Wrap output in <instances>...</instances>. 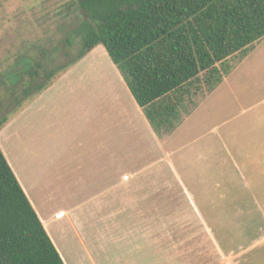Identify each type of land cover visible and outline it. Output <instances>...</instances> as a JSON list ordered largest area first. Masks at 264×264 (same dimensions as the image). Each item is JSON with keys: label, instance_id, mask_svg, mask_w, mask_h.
I'll list each match as a JSON object with an SVG mask.
<instances>
[{"label": "rangeland", "instance_id": "374dc122", "mask_svg": "<svg viewBox=\"0 0 264 264\" xmlns=\"http://www.w3.org/2000/svg\"><path fill=\"white\" fill-rule=\"evenodd\" d=\"M85 19L77 0L0 1V123L6 120L1 126L0 148L34 207L44 206L51 213L78 207L74 222L98 264H142L150 261L154 252L160 253V264H224L217 244L234 255L235 264H264V182H260L264 169L255 176L247 169L239 170L230 146L225 149L224 175L216 172L215 162L210 165L203 156L192 155L196 174L184 179L191 201L184 198L179 185L166 184L161 185L160 196L156 193L155 200L145 202L160 210V215L145 217L147 224L155 220L161 226L159 246L146 241L152 248L144 247L137 233L130 230L141 223L136 215L121 214L123 201L93 200L104 185L79 182L74 166L77 161L87 162L93 145L86 124L89 113L83 112L81 99L92 98L97 91L107 106L114 105V98L106 94L103 76L115 73L111 65L119 71L104 45L78 57L82 35L76 31ZM242 56L237 53L218 67L224 71ZM260 66L252 70L247 63L239 70L243 77H254L257 86L250 97L246 88L240 90L241 106L249 105L247 101L258 103L238 119L233 117L228 126H220V133L264 110V65ZM50 71L54 73L51 81L35 90L47 82ZM184 89L188 92L178 94L187 108L192 101L187 99L189 92L194 95L208 90L205 73ZM196 121L195 117L188 120L187 131L177 136L176 143L181 145L220 122L209 117L192 129ZM215 131L210 137H217ZM204 140L190 143L182 153L199 150ZM90 170L81 171L89 175ZM236 194L243 199H232ZM53 235L68 264H90L71 232L68 236Z\"/></svg>", "mask_w": 264, "mask_h": 264}, {"label": "trees", "instance_id": "16d2710c", "mask_svg": "<svg viewBox=\"0 0 264 264\" xmlns=\"http://www.w3.org/2000/svg\"><path fill=\"white\" fill-rule=\"evenodd\" d=\"M77 2L86 16L76 31L78 57L104 45L156 128L176 112L173 91H184L201 73L213 90L229 70L218 64L264 37V0ZM0 264H65L1 148Z\"/></svg>", "mask_w": 264, "mask_h": 264}, {"label": "crops", "instance_id": "0c3cea01", "mask_svg": "<svg viewBox=\"0 0 264 264\" xmlns=\"http://www.w3.org/2000/svg\"><path fill=\"white\" fill-rule=\"evenodd\" d=\"M259 55L264 56V37L255 42L238 61L231 62L232 65H229L228 72L224 73L222 81L213 90L194 95H190L191 92H189L187 99L191 98L192 101L187 108L184 105L186 101L178 94L183 91H173L170 100L178 104L176 112L166 118L168 122L166 121L160 128L154 127L150 122L145 109L135 100L122 74L112 65L115 75L109 74L103 77L106 79V94L113 97L116 103L107 106V103L102 101L104 98L102 93L97 91L94 97L81 99V103H84L83 112L89 113L86 117V124L90 127L93 145L89 147L87 162L77 161L74 166V169H78L76 173L79 175V182L104 185L103 188L95 192L93 200L123 201L120 208L121 214L136 215L140 220L137 223L141 224L132 225L130 230L137 233V239L143 243L144 247H150V245H146V241H152L158 246L160 243V222L153 220L147 224L145 218L150 213L153 216L160 215L159 207H156L155 210L154 203L150 208L148 205L146 206L145 202L155 200L156 193L160 196L161 185H179L184 198L191 201L190 191L186 188L184 179L196 174L193 154L201 158L203 156L210 165L215 162L216 172L224 175L227 162L225 149L230 146L239 170L247 169L253 176L256 172L262 173L261 170L264 169V110L249 114L240 123L233 127H225L221 133L219 132L220 126H228L233 117L238 119L252 111L254 105L258 103L255 102L251 105V101H247L246 104L249 103V105L241 106L239 95L242 92L240 90L246 88L245 91L249 93L248 97H250L257 86L254 77H243L239 70L243 64L247 63L252 70L264 65V59H258ZM251 83L254 85L252 86ZM185 91L188 92L186 89ZM100 104L105 105L100 106ZM236 106L238 108L234 110ZM194 117L197 121L192 123V129L194 126H201L200 121L205 118L212 117L220 122L213 123L212 126L210 124L208 129L200 130L196 136L188 141L185 139L181 145L176 143L177 136H181L187 131L185 126L188 124V120H192ZM213 131L217 133V137H210ZM200 138H205V140L199 150H193L190 155L189 152L182 153L187 145ZM84 168L91 169L89 175L81 171ZM260 182L262 183L264 180ZM39 187H42L41 191L46 189L43 184H40ZM45 196L46 200H50L48 194ZM231 196L235 200L243 199L242 195ZM223 198L230 199L227 195H223ZM31 203L33 205V200ZM37 207L38 212H36L41 216L42 219H40L65 264L68 262L59 249L53 234L68 236V232H71L86 254L89 263L98 264L74 222V213L79 210L78 207L68 211L57 210L55 213H51V210L44 206L41 209ZM65 218L66 221L61 222ZM217 246L223 255L224 264H235L234 255L231 252H226L219 244ZM152 250L154 252V246ZM230 255L234 259H231ZM155 259L160 264L159 252H154L151 260H144L142 264L153 263Z\"/></svg>", "mask_w": 264, "mask_h": 264}]
</instances>
